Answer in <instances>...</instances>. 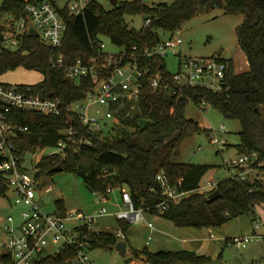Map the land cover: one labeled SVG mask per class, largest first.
<instances>
[{"label": "trees", "instance_id": "obj_1", "mask_svg": "<svg viewBox=\"0 0 264 264\" xmlns=\"http://www.w3.org/2000/svg\"><path fill=\"white\" fill-rule=\"evenodd\" d=\"M220 1L225 13L244 15L236 33L249 70L238 73L233 59L220 58L229 68L227 86L218 93L202 88L173 91L146 88L137 101L122 110V127L114 135L102 139L98 134H89L90 145H85L80 152L70 149L69 157L59 163L64 171L81 178L91 192H104L109 186L126 188L137 207L162 202L157 176L164 173L173 187L188 193L181 202H170L164 213H157L177 228H217L234 218L253 215L258 206H264L263 180L235 182L226 178L215 189L219 190L220 197L209 201L208 196L196 191L212 166L174 161L180 156L185 139L193 134H208L207 129L187 117L186 109L190 102L197 106L206 103L226 119L239 121V154L257 152L260 160L264 161V0ZM220 1L173 0L171 3L148 5L144 0H130L118 1L113 9L105 10L97 0H92L81 15H72L68 5L57 8L65 24L62 47L53 48L42 43L37 36L26 34L18 49L0 48V76L18 68L39 72L43 80L36 87L43 88L46 96L58 98L67 105L84 97L89 83L87 80L67 79L61 69L52 68V58L60 54H64L68 61L87 57L92 54L93 44L100 37H108L116 45L154 46L160 41L161 33L179 31L204 7ZM3 14L15 19L26 17V2L3 0L0 15ZM138 15L144 18V22L150 20V25L131 28L127 17ZM5 28L0 23V44ZM153 65L170 74L164 58L155 59ZM10 116L20 126L28 128L16 138L24 154L34 152L37 147H55L62 137L61 131L70 124L78 131L83 129L80 121L67 113L55 116L13 110ZM140 119L148 120L145 129H140ZM39 167L37 178L40 180L54 174L52 158H44ZM8 192L7 177L0 172V197H5ZM59 204V210L65 213L63 203ZM118 225L124 233L130 226L125 222ZM117 243L118 238L113 233L90 234V249L114 250ZM133 254L148 264L215 262L211 257L189 250L153 252L144 248L133 251ZM69 256L42 258L36 264H69L66 262Z\"/></svg>", "mask_w": 264, "mask_h": 264}, {"label": "built area", "instance_id": "obj_2", "mask_svg": "<svg viewBox=\"0 0 264 264\" xmlns=\"http://www.w3.org/2000/svg\"><path fill=\"white\" fill-rule=\"evenodd\" d=\"M27 16L16 19L11 26H5L0 48L16 50L20 47L24 35L35 31L40 41L48 46L59 49L62 47L65 24L57 8L49 1L24 0ZM92 0H73L68 8L72 15H81ZM144 25H150L146 20ZM176 33V32H175ZM175 33L154 46L116 45L118 51L107 50L103 37L93 44V52L87 57L75 60L60 54L51 59L53 69H61L67 79L73 81L87 80L84 97L63 105L58 98L44 94L43 88L36 84H8L0 82V172L7 177L9 191L14 197V204L22 206L21 222L17 225L13 216H9L0 238V264H36L42 258L70 255L69 264H91L90 234H99L96 226L104 217H113L119 222L136 224L145 221L146 213H164L170 202L179 203L188 193L180 192L173 187L167 176L160 173L157 180L160 184L162 202L152 206L143 204L136 206L130 192L126 188L109 186L104 192H91L98 208L91 213L57 211L53 214L43 212L36 201L40 197L42 180L37 178L40 162L44 158H52L53 165L65 161L70 149L80 152L85 145H90L89 134H98L102 139L110 138L122 127L121 112L126 106L137 101L146 88L173 91L184 88H202L218 93L226 84L228 64L220 58H203L182 56L179 49L183 40ZM169 53L179 58L177 73L165 74L153 65L157 58H164ZM167 69V68H166ZM206 109V103L199 105ZM13 110L37 112L44 115L59 116L67 113L77 118L82 124L78 131L72 124L61 131L62 137L53 148L37 147L28 154L22 153L16 143L19 133L28 130L12 120ZM223 126L220 131L209 129L210 140L216 142L219 151L227 150L226 141L218 134L225 133ZM85 131V132H83ZM42 157L37 163V153ZM32 157L28 160V156ZM31 163L27 168V163ZM228 177L231 181L254 182L264 181V161L257 152L239 154L237 158L227 161ZM219 182L208 180L200 185L196 192L209 196L215 191ZM110 205L113 207L110 209ZM153 213V214H154ZM151 233L147 245L153 240L156 227L146 222ZM259 223L254 224V233L244 237H234L230 244L235 248H246L247 244L258 239L264 240V234H257ZM115 236L118 242L126 241L125 233L119 226ZM128 243V241H127ZM136 264H148L137 259Z\"/></svg>", "mask_w": 264, "mask_h": 264}, {"label": "rangeland", "instance_id": "obj_3", "mask_svg": "<svg viewBox=\"0 0 264 264\" xmlns=\"http://www.w3.org/2000/svg\"><path fill=\"white\" fill-rule=\"evenodd\" d=\"M73 0H55L56 8H63ZM103 9L111 10L117 4L113 0H97ZM130 1V0H118ZM3 0H0V6ZM148 5L171 3L173 0H144ZM244 21V15H229L225 13L219 2L204 7L194 18L186 21L176 35L180 36L183 44L179 48L182 56L203 57V58H224L226 53L231 54L235 71L238 73L249 70L248 62L241 51L238 43L236 28ZM16 19L9 14L0 15V23L11 26ZM127 23L131 28H140L144 25L142 16L127 17ZM170 35L164 34L163 38L168 39ZM106 48L110 52L118 51L108 37L102 38ZM166 68L170 73H177L179 69V58L169 53L165 56ZM42 80V75L36 71H29L18 68L0 76V82L8 84H37ZM189 119L198 122L204 129L220 131L225 127V133L218 134L227 144V150L219 151L216 142L210 140L207 133L193 134L183 142L180 156L174 161L177 163L205 164L212 166L211 170L203 177V183L208 180L220 182L228 177L227 161L237 158L239 155L237 145L240 144L241 124L237 120L226 119L211 105L206 104V109L201 110L199 106L190 102L186 109ZM37 163L42 157V152L37 153ZM32 155L28 156V160ZM31 163H27L29 169ZM40 197L36 201L39 208L47 213L53 214L60 211L59 203L62 202L67 213L83 212L91 213L98 208L91 191L85 186L81 178L68 171H60L42 180L40 185ZM110 209V205H108ZM22 206L14 204V197L11 191L5 197H0V238L3 236V228L9 216H13L16 224L21 222L20 212ZM147 221L153 222L156 228L160 226L168 231V234L157 233L154 239L147 245L149 233L145 229L146 222L141 221L130 224L125 233V240L128 241V253L120 254L116 250L105 248H94L88 250L91 264H136L137 259L133 251H140L146 246L150 251L161 250H196L191 241H201L202 246L208 252L217 254V258L226 264H264V240L258 239L247 244L246 248H235L232 245L223 246L220 242L207 243L203 241L209 234V229H214L222 237H244L254 233L255 222L259 223L257 234H264V206H259L258 211L250 216L234 218L217 228L193 229L192 240L183 243L180 239L186 237L181 228H177L171 221L161 216L145 214ZM255 219V220H253ZM97 231L116 234L119 225L113 217H104L96 226ZM189 237V236H188ZM217 250V251H214ZM142 260V259H141ZM144 261V260H143Z\"/></svg>", "mask_w": 264, "mask_h": 264}, {"label": "crops", "instance_id": "obj_4", "mask_svg": "<svg viewBox=\"0 0 264 264\" xmlns=\"http://www.w3.org/2000/svg\"><path fill=\"white\" fill-rule=\"evenodd\" d=\"M42 1H49V2H51L53 5H54V3H55V0H42ZM220 1V0H219ZM221 2V1H220ZM219 2V3H220ZM3 24V23H2ZM231 55V54H230ZM231 59H233L232 58V56H231ZM42 75V74H41ZM42 80H43V75H42ZM41 80V81H42ZM201 125V124H200ZM202 126V125H201ZM202 127H204V126H202ZM258 208H259V206L257 207V211H258ZM256 211V212H257ZM146 214H149V215H156V216H160V215H157V214H153V213H146ZM238 218V217H237ZM253 220H255V219H253ZM144 222V221H143ZM145 222H151V221H147L146 220V218H145ZM153 223V222H152ZM227 224V223H226ZM225 225V224H224ZM145 229H146V231L150 234L151 233V231H150V229L147 227V225L145 224ZM164 228H165V226H164ZM163 227H161L160 226V230L158 229V228H156V231H154L153 232V239H154V236L157 234V233H160V234H168V231H166L165 229H164ZM193 228H181V231L180 230H178L177 232L179 233V232H185V235H186V237H184V238H181L180 240L183 242V243H188V242H190L191 240H192V236H194L195 234H197V233H193ZM217 233V231H215L214 229H209V234H208V236H206L205 238L203 237L202 239H203V241L205 240L207 243H212V242H220V243H222V245L224 246H227V245H231L230 244V240L233 238V237H230V238H228V237H222V236H218V235H223V234H219V233ZM189 236V237H188ZM156 237V236H155ZM150 244V243H149ZM148 244V245H149ZM191 244L193 245V247L194 248H196V250H189V251H193V252H195V253H197V254H199V255H204V256H208V257H211L214 261H217L218 260V258H217V254H213L212 255V252H208L207 254H205L206 253V250L203 248L204 246H202V244H203V242H201V241H191ZM145 248H148L147 246L145 247ZM174 251V250H173ZM176 251H180V250H176ZM214 251H217V250H214ZM157 252V251H156ZM224 262V261H223ZM224 264H226L225 262H224Z\"/></svg>", "mask_w": 264, "mask_h": 264}, {"label": "water", "instance_id": "obj_5", "mask_svg": "<svg viewBox=\"0 0 264 264\" xmlns=\"http://www.w3.org/2000/svg\"><path fill=\"white\" fill-rule=\"evenodd\" d=\"M113 2L115 4L118 3V0H113ZM222 2H220V6L222 7ZM29 34H31L32 36H37V34L35 33V31L31 30L29 32ZM224 59L225 60H230L231 59V55L229 53H226L225 56H224ZM139 127L140 129H145L148 125V120H145V119H140L139 120ZM60 171H63V167L61 165H58L56 166L55 168H53L52 172L56 173V172H60ZM220 197V192L219 190H215L213 193H211L209 196H208V200L209 201H213V200H216ZM114 250H116L118 253L120 254H126L128 253V243L127 241H120L117 243V245L114 247ZM214 264H224V262L222 260H217L214 262Z\"/></svg>", "mask_w": 264, "mask_h": 264}]
</instances>
